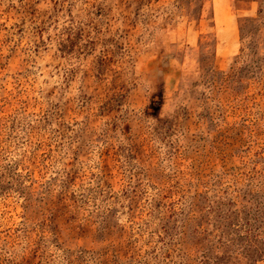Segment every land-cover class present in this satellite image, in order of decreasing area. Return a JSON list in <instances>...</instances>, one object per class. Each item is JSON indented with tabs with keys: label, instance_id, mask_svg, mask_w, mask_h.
Here are the masks:
<instances>
[{
	"label": "rangeland",
	"instance_id": "1",
	"mask_svg": "<svg viewBox=\"0 0 264 264\" xmlns=\"http://www.w3.org/2000/svg\"><path fill=\"white\" fill-rule=\"evenodd\" d=\"M0 264H264V0H0Z\"/></svg>",
	"mask_w": 264,
	"mask_h": 264
}]
</instances>
